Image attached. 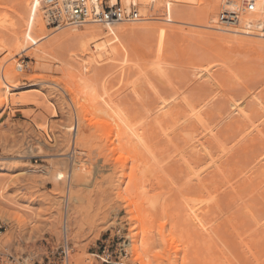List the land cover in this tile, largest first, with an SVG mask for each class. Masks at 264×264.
<instances>
[{
  "label": "bare ground",
  "instance_id": "1",
  "mask_svg": "<svg viewBox=\"0 0 264 264\" xmlns=\"http://www.w3.org/2000/svg\"><path fill=\"white\" fill-rule=\"evenodd\" d=\"M97 1L100 4L106 0ZM114 1L115 0H113V2ZM120 1L127 9L135 8L139 13V18L130 22L122 21L116 23H97L89 20V22L85 23L83 26L72 28H69L67 25H62L54 29H62V31L63 27H65V29L68 27L69 29H64L65 31L59 32L58 36H55V38L53 37V39L49 41L48 46L51 49L47 50L45 47H36L34 54L40 70L44 69V72H47L46 70L50 71L53 66L56 67L60 63L61 65L64 64L63 66H65V68L67 66L69 69L70 67L72 68V71L70 69V73L68 72V68H66L68 71L65 69L69 80H66L67 82L63 80L65 85L61 90L63 89L66 94L71 96L70 105L72 110L78 115V118H75V123H73L71 119V123L65 124V129L63 130L65 135L63 138L57 136L56 133L55 136L57 137L54 135L52 137V135L49 134V126L47 127L46 123L44 125H39V127H35L37 134L32 136H34L33 138L37 146L32 148V151L28 149L26 152L30 153L37 151L39 155L45 153V155L48 156H55L52 158L54 160L50 163L51 166H44L41 170L47 174V176L51 175V177H49L52 178L55 184L56 191L53 193L55 199V201H53L54 206L59 207V210H64L62 236L67 235L70 243V237L72 241L74 238L76 239L75 242L79 243V239L81 238L80 229L82 228L83 222L82 218L85 214V206H89L90 204L89 202L87 204V200H89L88 197L90 196L88 194L94 187L96 171L97 169L100 170L106 167L104 166L106 164L102 162V158L97 160L101 163L94 164L92 162L91 154L94 150H92L91 145H89V148L87 145L90 144V141L93 139L89 132V127L98 124L97 127H99L98 131L100 129V134L103 135L104 132V135H106L104 138H102L103 136L101 135L102 141L106 139V142L103 141L102 145L98 142V145H101V147H99L100 145L98 146L100 152L106 151L105 154L107 153L104 155L106 158L105 162L108 161L109 164L113 163L114 165L120 162L123 166L122 170L125 169V173L122 171L124 174H120L122 176V178L120 177L121 179L117 178L118 176L116 177L118 180L117 183L116 180L111 177L113 174L115 175V173L112 175L110 174L111 176L106 175L107 178L103 180L105 183H108V185H112L114 182L116 183L115 187L118 200L127 203V213L129 215L130 224L132 226L136 225V229L133 228L134 230H130V232L126 234L129 240L128 243L126 242L127 257L129 254L131 255L128 258L125 257V260L122 259L124 261L123 264H157L160 257L158 254L153 253V248L156 245V236L165 234L166 229H169L164 242L179 246V243L185 238V234H189L190 232L188 228L178 230L177 224L180 214L171 210L173 202L165 198H163V202H160L161 199L159 198V195L163 193V195H166L165 192L169 191H164L163 193L159 192L160 189L169 188L171 182L169 179H171L174 184H177L173 179L175 178L174 175L176 176V173L173 174L174 169H176L175 165L177 163L179 164L181 174L184 172L186 176L185 178L184 174H182V178L187 180H185V183L181 182L183 184L181 186H178V184L176 188L174 186L172 192L170 189L172 194H174L173 191H175V189L180 193L179 196L177 192V195L174 194L171 197L185 198L181 201L185 212V221L195 230L197 235L202 236L205 241L213 242L217 240V238L221 239L220 231L222 226H224H220V219L218 220L220 215L218 214V217L214 215L215 210H218L220 207L221 191L229 188L230 190L228 192L230 193V191H232L234 194L233 191H238L241 182V180L240 182L238 180L235 181V179H238L237 177L239 175L237 174L238 176H235V173H233L234 175L232 174V178L227 179L224 184L221 181L223 185H219L218 182L220 181H218L217 178L226 176L228 163L225 161H228L227 159L230 157L235 158L234 154L239 151V149L243 151V154L245 151L249 152L250 148L248 144H252L250 142H255L253 144L257 143L256 146L258 143H260L261 146L264 144V95L262 93L257 94V92L255 94L243 95L241 92L238 96L234 92V94L237 95L235 96L232 94L233 91L230 92L231 89H229V87L226 89V84L220 79L219 74H217L221 66H225L223 68H226L227 71H224L227 73L232 70L229 64L226 65V61L221 60V62L219 60L220 63H217L218 60L210 63L198 61L201 63L199 64L191 59L185 64V69H188L187 73L191 74H189V76H193V79L197 83L198 81L199 83L201 82L202 85H200L204 86V88L207 86L209 90L211 89V95L208 94L210 97L205 95V93H207L206 91L202 94L201 90L198 91L201 87L197 89L200 94L197 92L191 94L193 91L187 94L185 90L184 92H179L183 90V88L179 89L181 86H178V90H176V81H174L175 84L173 85L176 90L173 91L175 94L173 93V96L169 94L170 97L164 96L165 92H162L163 90L156 82L163 80L165 84L169 83L172 86V81L173 79L175 80V76H172L171 73L174 70L173 67L178 66L175 62L176 60L172 58L173 53L170 52L169 46L173 28L175 29L179 24L184 26H196L201 28L200 30L205 29L208 32H204V30L188 29L190 30L189 32L193 31L196 35H202L212 40H220L226 44L242 47L243 49L264 50V33L259 29V23L264 18V0H249L248 6H245L243 3L244 0H217L214 6L209 9H202L201 7L206 5L207 2H210V0ZM23 7L27 19L32 23L34 28L41 30L44 37H46L47 31L45 30L46 26L44 23L46 9L43 0H23ZM196 8L201 9L198 10ZM226 9L236 16L233 18H221L222 13ZM148 21L153 22L147 24L146 22ZM7 30H9V28L5 24V21L0 19V31ZM184 32L187 31L183 30V33ZM189 35L192 34L189 33ZM12 47L18 53L25 50L24 45L18 42L13 44ZM6 48L5 40L2 41L0 39V52L6 50ZM148 55H150V57H147ZM147 58L151 59L148 60ZM143 59H147L145 60L147 63L145 61L143 63ZM221 63L223 64L220 66ZM218 66L219 69H217ZM60 67L63 68L62 66ZM216 70H218L217 73ZM62 71H64V69ZM133 71L137 72L136 74L134 73L138 75L137 77H134L135 75L132 74ZM24 74L25 73L18 70L16 65L13 64L8 66L4 61L0 62V110L4 109L7 104L24 106L31 101L37 100L38 96H36V94L30 95L28 92L26 93L24 91L20 94L14 93L21 88L35 85V82H33L35 78L26 81L21 78ZM232 74H230V76ZM153 75L157 76L158 79L153 81ZM113 76L117 77V82L115 81L116 85H114V83L112 84L114 81ZM131 76H133L134 79H132ZM41 78H43V76ZM45 78L46 77H44V79ZM226 78L227 80L230 79L228 76ZM232 78L230 79L232 82L231 85L234 83V87L236 83L233 82L234 80L232 81ZM141 79L144 80L146 84L145 87L146 89L148 88L149 91H146V89L145 91H141L139 87L140 83H142L139 81ZM48 80L49 79L46 81L48 82ZM52 80V82L49 80L51 85L54 84L57 87L61 86L59 79ZM110 81H112L111 87L108 85ZM239 81H241L240 77ZM245 85L246 84H244V86ZM212 93L214 95H212ZM249 93H251V91H249ZM149 94L153 96V103L151 102V97H147ZM126 95L133 96L136 99V104L138 102V105H140V108H137L139 106L132 103V107L133 104L135 105L134 108L136 107L134 109L136 111H134L131 104L127 102ZM221 96L225 97V102H227L226 104L228 105L221 104L223 107L228 106L227 109L222 108V110L220 108L222 105L220 106L218 102L219 105H217L216 108L217 103L215 104V98H221ZM123 97L126 98L125 100L127 101L123 100ZM132 100L134 101V99ZM148 100H150L151 103ZM127 103L129 104L128 107L125 105ZM213 103L216 109L211 111L210 106H212ZM251 105L254 106V109H251ZM129 106L134 112L129 109ZM218 106L220 107L218 108ZM57 113V110L52 111V116L56 117L58 115ZM256 113H258V115ZM215 115L218 119L213 118ZM253 117L256 119L260 118L257 121H252ZM213 119H217V121H213ZM246 121L252 122L251 124H247ZM225 123L228 130L229 128H234V134L231 133L232 129L229 131L233 134V137L235 136V139L232 138L230 133L227 134L230 139L235 140H232V145L228 144V142L231 143V140H229L227 135L223 136V131H226V129H224L226 128L224 125ZM245 125H247L246 128L249 125L250 129L249 127L246 129ZM60 126L62 127L63 125ZM51 127L53 131L55 128L58 129L57 127H59V125L57 127ZM245 130H248V132L246 133ZM41 132L45 135L49 134L50 140L48 139V135L45 136ZM54 132H56V130H54ZM100 134L98 136H100ZM249 134L253 135L250 137L252 141H248V143L246 140L249 139V137H247ZM160 135L163 137L162 139L164 141L159 138ZM229 135H231V137ZM246 137L248 139L245 140ZM158 138L160 140L159 142L156 141ZM101 139L99 138L98 140ZM177 140L180 141L178 142ZM154 141H156L157 144ZM161 141L163 142L162 144H160ZM165 142L167 146L170 147L169 149H174V151L169 150L170 154L173 153L168 158L171 159L172 163L176 162L173 166L175 168H172V164L169 162L172 170L169 169V165L165 167L166 158L163 156L166 155H164V152L162 153V148L165 147L166 144ZM182 142L183 145L181 144ZM178 143H180V145ZM158 144L160 145L158 146ZM28 145L29 147L26 148H31V144L28 143ZM70 145L71 148H69ZM245 145L246 148L248 147L249 151L245 150ZM161 146L163 147L161 148ZM251 147H254L255 150V145ZM263 147L264 145L262 148ZM68 149H71L70 158L65 157L69 151ZM259 150H261V148ZM22 152L24 153L25 150ZM111 155L112 157H110ZM160 155L164 160L162 158V160L160 159ZM173 159L175 161H173ZM252 159L251 164L246 166L248 168H246L247 170L245 167L241 168L242 177H239V179H242L241 184L253 183L255 178L260 177L264 173V149H262L260 153L253 155ZM162 163L164 164V169L168 167V170H165L166 173L162 172L165 175L164 177L160 173L162 170L158 172V167ZM110 166H112V164ZM113 169L116 168L113 167ZM129 169L130 171L128 172L127 170ZM234 170L235 169H233L232 172ZM35 171L37 172L36 168H33V172ZM258 174L260 175L258 176ZM166 177L167 179L164 182L163 180ZM143 178H145L144 181L142 180V182H140L139 180ZM179 179L180 181L183 180L181 177ZM167 180L169 183H166ZM162 181L164 183L160 184ZM180 181L179 184H181ZM263 181L264 180L261 182ZM156 184L157 187H160L159 189L156 187ZM161 185L166 187L163 188ZM171 186L173 187V185ZM191 186L196 189L194 191L196 194L193 193L195 195L194 197L186 199L185 189L190 190L192 189ZM194 186H196V188ZM4 189L5 185L0 187L1 197H3ZM63 192L65 195L62 194ZM236 195H238V193H236ZM233 198L237 199L235 196H233ZM241 198L242 199L239 200L244 201V197ZM233 201L234 200H232V202ZM113 215L112 218L108 219L109 226L111 227L116 226L117 223L120 222L116 214ZM24 216L17 213V215H14L12 218V221L11 217L0 215V219L3 220L7 226L14 225L15 221L16 226L18 225L17 227L20 228V232H23L21 235L23 234L25 239H30V243L31 239L38 235L37 231L39 230L33 227L36 224L35 219L30 222L27 221L28 219ZM60 220H62V218ZM217 220L219 225L216 223ZM55 222L56 221H54L53 224ZM150 222L152 224L151 226H149ZM262 224L264 225V222H262ZM56 225L57 224L53 226L51 224V226L55 227L53 234L55 232V235H58L59 239L61 233L59 234ZM168 226L171 227L168 228ZM73 227L78 233L75 232L76 235L72 238V232H74ZM4 231L1 232L0 238L2 234H6ZM156 232H158V235H156ZM21 235L18 237L21 238ZM18 237L16 236L17 239H19ZM4 238L2 240L0 239V247L5 244H11V248L16 256L15 258H22L23 264H34L36 261H40V263L43 264V256L47 254L46 251H44L45 253L41 252L43 250L40 252H37V250L29 251L27 248L30 247V245H27V242H25V239L23 240L22 237V241H19L22 245V248L20 247L22 250L18 251L20 254L18 255L16 253V247H14V241L16 240L10 237L12 240L9 238L10 241H6ZM33 241L35 240L33 239ZM193 242L194 240L192 238L190 243L193 244ZM77 246L75 250L74 247H71L70 264H95L94 261L92 262V258L87 254L85 249H83L82 245ZM180 252V247H178L176 249L177 256Z\"/></svg>",
  "mask_w": 264,
  "mask_h": 264
},
{
  "label": "rangeland",
  "instance_id": "2",
  "mask_svg": "<svg viewBox=\"0 0 264 264\" xmlns=\"http://www.w3.org/2000/svg\"><path fill=\"white\" fill-rule=\"evenodd\" d=\"M106 1H108V0H106ZM216 1L217 0H210V2H207L206 5H204L201 8L202 9L203 8L209 9L212 6H214ZM196 9L200 10L199 8H196ZM0 19L4 20L5 24L9 28V30H7V31H0V39L2 41L5 40V44L7 46L6 50H4V51L2 50L0 52V62L4 61L6 63V65H8V66L14 64V65H16V67L19 70V63L24 59L25 61H28L29 63H28L27 68L25 70H20L21 72L25 73L24 75H22L21 78L26 80V81H30V79L35 78V80L33 81V82H35V85H29L27 87L21 88L20 90H17L14 93L20 94L21 92L24 91L26 93L28 92V94H30V95L36 94V96H38L37 100L31 101L24 106H18V105L13 106L12 104H10V105L7 104L4 109L0 110V187H3L5 185L3 197L0 196V215L11 217V220L13 221L12 218L14 217V215H17V213H20V215H22V216H24V214H25L24 217L28 219L27 221L32 222L31 220H33V221H34V219L36 220V222H35L36 224L33 227L34 228L36 227L35 229L38 228L37 230H39V231H37L38 235H36L33 238L35 241H33V239H31V242L29 243L30 239L29 240L25 239L23 234L21 235V233H23V232H20V228L17 227L18 225L16 226L15 221H14V225L7 226L6 223H4L3 220L0 219V223H2V225L5 227L4 233H6L5 234L6 237L4 234H2L0 239L2 240L5 237L4 239L6 241H10V240H12L10 237H13V239L16 240L18 243L17 244L16 241H14V244H15L14 247H16L15 249H16V253L18 255H20L18 251L22 250L21 249L22 245L19 243L20 240L22 241V239H21L22 237H23V240L25 239V242H27V245L28 244L30 245L31 248L30 247L27 248V249H29V251H36L37 250V252H40L41 250H43L41 252L45 253L44 251H46V253L48 254V252L51 249L56 248L61 241L62 224H63V219H64V216H63L64 210L63 209L59 210L58 209L59 207L54 206L53 201H55V199H54L53 193L56 191V189H55V184L52 181V178H50L51 175L47 176V174H45L41 170V168H43L44 166H47V167L51 166L50 163L52 162V160H54L52 158H54L55 156H48V155H45V153H42V155L41 154L39 155L38 154L39 152H37V151L30 152V153L26 152V151H28V149H31V151H32V148H35L37 146L35 141H34V138H33L34 136H32V135L37 134L35 131V127H39V125H44L46 123V126L47 127L49 126V134L52 135V137H53V135L55 136V133H56L57 136L63 138L65 135L64 134L65 132L63 131L65 129V127H64L65 124L67 125V124H69V122L71 123V119H72L73 123H75V121H76L75 118H78V115L72 110V107L70 105L71 104V101H70L71 96L66 94V92H64L63 89L61 90V88H64V85H65L63 83V80H65V81L69 80L68 74H66L67 72H65L67 70L66 68H68V66L65 68V66H63L64 64L61 65V63H60L59 65L62 66L63 68H61L59 65L56 66L57 68L55 66H53L54 69L52 68L50 71L46 70L47 72H44L45 71L44 69H43L44 70L43 71V70H40V68L38 67V64H37L38 62L36 60L34 53H35L36 47H39V46L45 47L47 50L51 49L48 46L49 41L51 39H53V37L55 38V36H58L59 32L61 33L63 31H65L66 29L68 30L69 28H72V27L69 26V28L67 27L66 29H65V27H63V31H62V29L61 30H59V29L55 30L53 27L48 26L46 24L47 22L44 21L45 26H46L45 30L47 31V33H46L47 36L44 37L42 31L37 29V28H34L32 23L27 19L26 12H25L24 7H23V0H0ZM150 22H153V21H148L146 23L150 24ZM173 26H175V25H173ZM179 28L183 29L187 32H184L185 33L184 34L183 30H180ZM188 29L200 30L201 28L196 27V26H191V25L184 26V25L179 24L176 26L175 29L173 28V32L171 33V40L169 42L170 52L173 53L172 58H173V60H176L175 62L178 66H175L176 68L173 67L174 70L171 73L172 76H175L174 77L175 80L173 79V81H172L173 82L172 86L169 83L165 84V82L163 80H161L160 82L159 81L156 82L157 85H160V88L163 90L162 92L163 93L165 92L164 96H166V97L173 96V93H174L173 91L178 90L177 89L178 86H181V88H179V89L183 88V90H180L179 92H181V91L184 92V90H185V92L187 94H190V92L193 91V92H191V94L192 93L194 94V92L199 93L198 91L201 90V94L204 93V91H206L207 93H205V95H208V94L211 95V89L209 90V87L207 88V86H206L204 88V86H201L202 85L201 82L199 83V81H198V83H197L193 79V76H189L190 73L189 74L187 73L188 69L187 68L185 69V64L191 59L195 60L196 63L198 61H200V62L203 61L202 63L216 62V60H218L217 63H220L219 60L220 61L221 60L226 61L227 62L226 65L229 64V66L232 69L231 70L232 73L234 72L233 74L231 73V71H228V73L224 71V70H226V68L225 69L223 68L225 66H221L224 62L220 64L221 68H220L218 73H217L218 70H216V73L219 74L220 79L223 80V82L226 84V89H227V87H229V89H231L230 92L233 91L232 94H234V92H235L237 95L239 93L241 94V92L243 93V95L244 94H247V95L255 94L256 92H257V94L262 93L264 95V50L263 49H259V50H251L249 48L243 49L242 47H236L235 45L226 44L220 40L219 41L212 40V39L207 38V37L202 36V35H198V34L196 35V34H194L195 32H193V31L189 32L190 30H188ZM177 30H180L181 32L177 31ZM202 30H204V32L206 31L205 29H202ZM202 30H200V31H202ZM206 32H208V31H206ZM189 33L192 35H189ZM17 42L22 43L24 45V47H25L24 51L18 53L17 51H15L13 49L12 45L16 44ZM146 50H149V49H146ZM147 57H150V55H148ZM151 57H153V56H151ZM147 59H143V63ZM149 59H151V58H149ZM145 62L147 63V61H145ZM199 64H201V63H199ZM63 69H64V71H62ZM70 69L72 71L71 67H70ZM70 69H69V71L67 70L69 73H70ZM217 69H219V66ZM236 72L238 75L236 74ZM134 73L136 74L137 72L133 71L132 74H134ZM226 73L229 75H227ZM230 74H232L231 76L233 78L235 76L236 77L233 79L230 76ZM226 75L228 77H230V79L232 78V81L234 80L233 82H235L237 85L235 84L233 87L234 83L231 85L232 82L230 79H228L230 82L227 80ZM42 76H43V78H41ZM137 76L138 75H135L134 77H137ZM238 76L240 77V80L243 82V85H242V82L239 81ZM44 77H46V78L44 79ZM131 77H132V79H134L133 76H131ZM153 77H154V80H153ZM47 79L51 80V82L53 81L52 79H59V82H61V86L57 87L56 85L53 84L55 86L54 87L53 85H51L49 80H48V82L46 81ZM113 79H114V81H113ZM113 79H112L113 82L110 81V84H108L109 87H111L110 85H112L113 83H114V85H116L117 77H114ZM156 79H158V77L153 75L152 80L155 81ZM141 80H139L140 82H142V83H140L139 87H140L141 91L142 90L145 91L146 84H145L143 79H141ZM174 81L177 82L176 86H175L176 88L173 87V85L175 84ZM236 81L237 82L239 81V82L237 83ZM111 82H112V84H111ZM162 82H164V83H162ZM244 84H246V85L244 86ZM200 87H201V89H198ZM197 89H198V91H197ZM208 90H209V92H208ZM146 91H149L148 88L146 89ZM249 91H251V93H249ZM144 93H146V92H144ZM213 93H212V95H214ZM37 94H39V95H37ZM167 94H168V96H167ZM169 94H170V96H169ZM236 94H234V95L237 96ZM243 95H241V96H243ZM126 96H124V97H126ZM124 97H123V100L126 99ZM131 97H133V96H127L128 101L127 100H125V101L129 102L131 104V107H132V103L136 104V99L134 97L133 98H131ZM147 97H149V98L151 97L150 98L151 102L153 101L152 95L149 94V96H147ZM208 97H210V96L208 95ZM245 97H246V95H245ZM132 99H134V101ZM148 101L150 102V100H148ZM225 101H226L225 97H222V96H221V98H219V97L217 99L215 98V104L218 102L220 104V106L222 104L228 105V104H226L227 102H225ZM218 103L216 104V108H217V105H219ZM125 105H127V107H128L129 104L127 103ZM223 105L221 107L218 106V108L219 107L221 109L222 108L223 109L228 108V106L227 107L224 106L225 107L224 108ZM134 106L135 105L133 104V107H132L133 110L136 108V107L134 108ZM136 106H139L137 108H140V105H138V102H137ZM214 106H215L214 103L212 104V106H210L211 111L212 110L214 111L216 109ZM131 107L129 108L130 110H131ZM251 107H252L251 109H254V106L251 105ZM54 110H57V112H58L57 113L58 115L56 117L52 116V111H54ZM134 111H136V110H134ZM134 111H132V112H134ZM256 114L258 115V113H256ZM256 114H255V117H256ZM213 118L218 119V117H216V115ZM256 118L253 117L252 121H257L260 117L258 119H256ZM217 119H213V121L214 120L217 121ZM252 121H250V122L246 121V122H247V124L248 123L251 124ZM226 123H228V122H226ZM226 123L224 124L225 127H226ZM58 125H59V127H57ZM60 125H63L62 126L63 128ZM51 126H56L58 128V129H56V128L54 129V130H56V132H54V130L52 131ZM97 126H98V124H95L94 126L92 125L91 127H89V132L93 137V139H92L93 141L91 140L90 141L91 143L87 144V145H88V148H89V145H91L92 150H94L91 154L92 162L94 164L101 163V162H98L97 160L99 158L100 159L102 158V162H104V164H106V165H104L106 167H104L103 169H100V170L97 169L96 179H95L96 181H95L94 187L92 188L93 190L91 189L92 192L90 190V192L88 194V195H90L89 197L87 195V197L89 199V200H87V204H88V202L90 204H89V206L85 204L86 205L85 206V214L83 215L82 228L80 229V233H81V238L79 239L80 242L79 243L75 242L76 239L73 238L74 235H76L75 232H77V230L74 227H73L74 232H72L73 241L71 240V237H70V241H71L72 247H74V250L77 249L76 248L77 245H82L83 249H85L87 254L92 258V262L94 261L95 264H123V262H124L123 260H125L126 258H123V260H121L120 262H118V260H116L115 262L114 261L106 262L105 257L102 256L103 244L108 243V245L110 246V252L117 251L116 253H118L120 245L122 243L124 244V247L126 249L127 248L126 242L127 243L129 242L126 234L128 232H130V230L136 229V227H135L136 225L132 226L130 224L129 215L127 213V209H128V207L126 205L127 203L120 202L118 200L117 190L115 187L116 183L118 182L117 178H120V177L122 178L121 175H123L125 173V169L122 170L123 166H122V164H120V162L117 164L115 163V165L113 163H111L112 166H110L111 164H109L108 161H106L107 163L105 162L106 158L104 155H106L107 153L105 154L106 151L100 152L99 147H101L103 141L106 142V139H103V141H102V139H101L102 134H100V129L98 131L99 127H97ZM223 126H222V128H223ZM246 126L247 125H245V128H246ZM248 127H249V125H248ZM248 127L246 129H248ZM224 129H226V131ZM224 129H223L224 130L223 136L230 133V131H231L230 129H232L231 133L234 132V128H229L230 131L227 129V127ZM249 129H250V127H249ZM39 131H41V130H39ZM101 131H102V129H101ZM245 132L247 133L248 130H245ZM41 133L43 134V132H41ZM49 134H46V135L43 134V135H45V136L48 135V139L50 140ZM99 134H100V136H98ZM233 134H231L232 138L235 139V136L233 137ZM231 135H229V136L231 137ZM251 135H253V134H251ZM251 135L249 134L248 136L247 135L246 136L249 137V139H250ZM57 136H55V137H57ZM94 136H95V138H94ZM102 136H103L102 138H104V136L106 137V135H104V132H103ZM98 137L101 140H98L99 139ZM227 137H228V135H227ZM247 137L245 138V140L248 139ZM159 138L162 139L163 137L160 135ZM159 138L156 139V141L159 142L160 141ZM233 139L229 138V140H231V143L228 142V144L232 145L233 141H235ZM249 139L246 141L247 142L252 141L251 139L250 140ZM156 141H154V142H156ZM177 141L179 142L180 140H177ZM98 142L101 143V145L99 144L100 146L98 145ZM28 143L31 144V148H26V147H29ZM162 143L163 142L161 141L160 144H162ZM250 143H252V144H248L250 151H249L248 147L246 148L247 143L245 145V148H246L245 150L249 151V152L245 151L244 152L245 155L242 153L243 151H240V149H239L240 153H239V151L235 152V154H234L235 158L232 157L233 158L232 159L230 157L227 159L228 161L224 160L225 162L228 163L227 164L228 168H227L226 176L219 177L221 180L219 178H217L218 181H220V182H218L219 185L222 182L224 184L227 181V179L232 178V176L234 175L233 173H235V176L237 174L239 175V176L237 175L238 179H235V181L238 180L240 182V180H241V182H242V179L241 178L239 179V177H242V174H241L242 169L241 168L245 167V169H246L247 168L246 166L251 164V161L253 160L252 159L253 155H255L256 153H260V151H262V149H264V147L262 148V146L264 144L261 146V144L258 143V145L256 146L257 143L256 144H253L255 142H250ZM156 144H157V142H156ZM160 144H158V146ZM178 144L180 145V143H178ZM181 144L183 145V142ZM230 145H228V146H230ZM253 145H255V150H254V147L253 148L251 147ZM163 146H164V144H163ZM163 146H161V148ZM256 147H257V149H256ZM69 148H71V145ZM169 148L170 147H168L167 143H166L165 147L162 148V153L164 152V155H166V156H163L162 153H161V155L164 158H166L165 159V167L169 165V169H171V170H172V168L176 167V169H174V171H176V172L173 171V174L176 173V176L174 175L175 178H173V179L178 184V186H181V185H183L182 183L183 182L185 183L186 182L185 180H187V179H185L186 176H185L184 172H182V174H184L185 178L184 179L182 178V174L180 172L179 164L177 163L178 165L176 164L175 167H173L174 163H176V162L172 163L171 159H168L171 156V154L173 153L172 152L170 154V151H174V149L171 150ZM260 148H261V150H259ZM24 150H25V152L23 153L22 151H24ZM68 150H67L68 151L67 155L65 157L70 158L69 155L71 156V149H68ZM31 153H33V154H31ZM34 153H35V155H34ZM52 153H49V154H52ZM161 155H160V159L162 158ZM103 156H104V160H103ZM110 157H112V155ZM173 161H175V160L173 159ZM169 162H171L172 168L170 167ZM163 165H164L163 163L161 165H159L158 172H160L162 170L160 173L164 177L165 175L162 172L166 173V171L168 170V167L166 168L167 169L166 170L163 168L164 167ZM243 165H245V166H243ZM113 167L116 169H113ZM33 168H36L37 172L36 171L33 172ZM233 169H235V170L232 172ZM237 169H239V170H237ZM104 170H105V172H104ZM109 170L111 171V173ZM112 170H113V172H112ZM108 171H109V174H108ZM122 171H124V173ZM127 171L129 172L130 169ZM113 173H115V175ZM110 174L111 175L113 174V175L111 176ZM156 174H159V173H156ZM263 174L260 176L261 178L263 177L262 179L260 177L255 176L257 178L254 177L255 179L253 180V183L251 182V183H248L245 185L242 183L243 184L242 185L240 182V187L238 188V191L237 192L233 191L235 195L232 193V191H230L231 194L228 192L230 190L229 188L223 189L221 191L222 194L220 195L221 196L220 197V199H221L220 200V207L218 210L217 209L215 210L214 215H215V217H218V214L220 215L221 218L220 217L218 218V220L220 219L219 220V223L221 224L220 226H222V225H224V226H222L221 231H220L221 232L220 233L221 239L217 238V240H214L213 242L205 241L204 238L202 236L197 235L195 233V230L190 225H188L187 222L185 221V217H184L185 212L183 210V203L181 202L185 198H183V197L180 198V197H176V196H175L176 198L171 197L174 194L177 195V192H178V196L180 194L179 191H177V189H175V191H173L174 194L171 193L172 189H174V186L176 188L177 184H174L172 182V180L169 179V181H171L169 188H164L166 186L163 187L161 185L164 189L163 190L160 189L159 190L160 193L161 192L163 193L164 191H168V190L169 191L165 192L166 195H163L164 193L159 195V198L161 199L160 202H163V198H165L169 201H172L173 204L171 205V210L176 211L180 214V217L178 219V224H177L178 230L188 228V229H190V232H189V234H185V238L179 243V246H176L174 244L172 245L171 243L167 244L164 242L165 236L167 235L169 229L168 230L166 229L165 234L160 235V236L158 235V232H156L157 233L156 235H158V236H156V238H155V240H156L155 244L156 245L153 248V253L159 255L160 258L158 259V263L159 264H264V234H263L264 233V225L262 224V222H264L263 221L264 216H262V215H264V192H263L264 191V181L261 182L262 180H264ZM106 175L111 176L114 180H116V183L114 182L112 185H110V184L108 185V183H105L103 179L107 178ZM259 175L260 174H258V176ZM180 177H181V179H183L182 181H180V179H179ZM144 179L145 178L140 179L139 181L142 182V180L144 181ZM166 179H167V177L164 178L163 181L165 182ZM163 181L160 182V184L164 183ZM179 181H180V183L181 182L182 183L179 184ZM255 181H257V182H255ZM166 183H169L168 180ZM223 184H221V185H223ZM171 185H173V187ZM156 187H157V184H156ZM192 187L193 186H191V188ZM194 187L196 188V186H194ZM157 188L159 189L160 187H157ZM158 189H157V191H158ZM170 189H171V192H170ZM185 190H186V199L192 198L195 196L194 194H196L194 192L196 189H194V188H192L190 190H188V189H185ZM239 190H241V191H239ZM261 190H262V192H261ZM64 192L62 194L65 195ZM236 193H238V195H236ZM232 195L235 196L237 199L233 198ZM241 197H244L243 198L244 201L239 200V199H242ZM260 197L263 199H261ZM232 200H234V201L232 202ZM61 203H62V201H61ZM242 203H243V205H242ZM21 208H23V209H21ZM61 211H62V213L60 215ZM24 212H26L27 214ZM224 212H225V214H224ZM261 213H262V215H261ZM113 214H116V216L120 222L117 223L116 226L111 227V226H109L108 219L112 218V216H114ZM214 215H212V216H214ZM61 218H62V220H60ZM227 219H229V220H227ZM218 220L216 222L217 224H218ZM223 220L224 221L226 220V221L224 222ZM260 220H261V222H260ZM54 221H56V222L53 224ZM50 223L53 226L55 224H57L56 226L58 228V232H59V234L61 233V236L59 235V237H60L59 239H58V235H55V232L53 234V231H55V227L51 226ZM259 224H262V225H259ZM151 225L152 224L150 222L149 226H151ZM170 227L168 226V228H170ZM258 228H259V230H258ZM254 230H256V231H254ZM191 233H192L193 237L191 236ZM19 234L21 235V238L18 237V236H20ZM16 236L19 239H17ZM9 238H10V240H9ZM192 238L194 240L193 244L190 243V240ZM76 243H78V244H76ZM19 245H21V246H19ZM178 247H180L181 252L177 256L176 249ZM38 249H39V251H38ZM126 251H127V249H126ZM22 252H24V251H22ZM130 255L131 254H129V256Z\"/></svg>",
  "mask_w": 264,
  "mask_h": 264
},
{
  "label": "built area",
  "instance_id": "3",
  "mask_svg": "<svg viewBox=\"0 0 264 264\" xmlns=\"http://www.w3.org/2000/svg\"><path fill=\"white\" fill-rule=\"evenodd\" d=\"M43 3L46 9L45 21L48 26L53 28H59L62 25L80 27L89 20L97 23H116L130 22L139 18V13L135 8L127 9L120 0L114 2L108 0L100 4L97 0H43ZM243 3L248 6L249 0H244ZM234 16L236 15L226 9L221 18H233ZM259 29L264 33V18L259 23ZM28 63L23 59L19 63V70H25ZM4 230L5 227L0 223V234ZM71 247L67 235H63L59 245L43 256V264H70ZM116 252H110L108 243L103 244L102 256L105 257L106 262H115L116 260L120 262L127 257L123 243L120 245L119 252ZM15 257L11 244L0 247V264H23L22 258ZM34 264L41 263L36 261Z\"/></svg>",
  "mask_w": 264,
  "mask_h": 264
}]
</instances>
